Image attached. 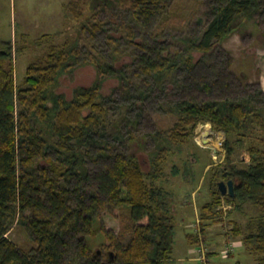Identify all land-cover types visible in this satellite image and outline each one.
<instances>
[{"label": "trees", "instance_id": "1", "mask_svg": "<svg viewBox=\"0 0 264 264\" xmlns=\"http://www.w3.org/2000/svg\"><path fill=\"white\" fill-rule=\"evenodd\" d=\"M80 1L65 5L80 23L77 38L51 46L28 66L20 86L16 49L12 41H0V264L170 261L173 204L152 183L163 175L174 147L206 123L226 136V166L217 182H233L234 196L227 201L233 210L251 204L260 212L244 229L232 223L231 235L241 237L256 264H264V91L250 90L244 79L232 76L230 53L219 46L226 35L264 14V0H206L205 26L183 35L160 25L173 0H82L85 14ZM259 40L264 47V33ZM196 52L202 53L197 61ZM125 58L129 61L121 63ZM83 65L95 69L92 85L75 88L70 99L58 93L60 77ZM108 78L118 86L105 96L101 89ZM236 80L247 91L234 98L162 100L169 83L209 92L219 82L226 90ZM151 102L174 123L164 132L140 133ZM246 142L249 162L238 167L232 158ZM134 144L146 153L148 172ZM217 182L202 207L200 232L206 219L217 218L224 199ZM113 208L128 210L125 244L101 226V215ZM16 224L33 243L28 253L7 237ZM98 234L116 253L103 261L89 243ZM196 236L188 235L192 241Z\"/></svg>", "mask_w": 264, "mask_h": 264}, {"label": "rangeland", "instance_id": "2", "mask_svg": "<svg viewBox=\"0 0 264 264\" xmlns=\"http://www.w3.org/2000/svg\"><path fill=\"white\" fill-rule=\"evenodd\" d=\"M71 1L0 0V41H12L16 49L14 76L17 86L22 84L28 66L41 59L51 46H61L66 41L77 38L80 23L70 13L68 15L65 9V5ZM79 3V9L85 14L83 1ZM166 18V21H159L166 32L172 31L183 35L198 31L205 26L207 19L206 0H173L167 10ZM262 33H264V14L257 15L254 21L244 23L240 30L229 33L219 44L221 49L230 53L232 63L229 71L232 76L236 75L244 79L243 83H247L250 90L260 88L264 91V47L259 40ZM101 37V35L98 37V42ZM201 56L202 53L196 52L195 61ZM218 59L223 60L224 55ZM126 61L129 59L125 58L121 63ZM95 78L96 72L91 65L77 67L71 76L65 74L60 77L57 92L70 99L75 88L89 87ZM236 82L237 80L226 90L221 85L222 82H219L209 92L193 87L187 89L182 86L174 87L169 83L166 87V96H163L162 100L165 102L190 98L201 101L221 99L225 96L234 98L247 91ZM117 86L116 79L108 78L102 85L101 93L108 96ZM158 107L156 102L145 105L140 133L164 132L173 125L174 118L166 116ZM225 139L223 131L213 130L208 123L199 124L193 131L192 138L182 145H177L173 153H169L163 166V175L152 183L165 190L173 204V252L170 261L165 264H198L195 261V249L200 242L197 233L211 252L207 264H256V257L247 253L244 247L238 246L241 245V237H233L230 232L232 223L236 222L244 229L251 218L259 217L260 212L251 204L244 205L240 210H233L232 204L227 201L228 195H224L217 211V218L206 219L204 231L201 233H199L201 224H199L200 229L197 226L205 200L211 198L215 183L221 179L222 167L226 166L225 158L213 156L219 140L225 142ZM248 145L249 142H246L244 146L236 149L232 158V163L236 166L244 167L249 162V154L246 151ZM133 148L137 150L138 156H142V168L148 172L150 165L146 153L140 150L137 144H134ZM207 165L209 168L205 171ZM128 215V210L125 208H113L104 212L100 218L103 230L113 234L120 244H125L129 239ZM220 216L221 222L217 221ZM205 228L209 229L205 230ZM225 229L229 233L227 242L231 241L236 245L230 255H225ZM188 235L196 236L192 247ZM208 235L212 238H206ZM102 236L98 234L96 239L90 237L89 243L92 252H98L103 261L109 255L114 256L116 253L110 241ZM7 237L24 253H28L33 247L27 231L21 225H14Z\"/></svg>", "mask_w": 264, "mask_h": 264}, {"label": "built area", "instance_id": "3", "mask_svg": "<svg viewBox=\"0 0 264 264\" xmlns=\"http://www.w3.org/2000/svg\"><path fill=\"white\" fill-rule=\"evenodd\" d=\"M213 156H214V158H217V157H223V159L225 158L224 142L222 140H219L216 150L214 149ZM199 224H200V221L197 224V226L200 229ZM199 233H201V232L199 231ZM199 235L200 234L197 233V236H198L200 242H199V245H197V247L195 249V253H196L195 261L198 264H207L208 260H209V258H208L209 250L207 248V245L204 244L202 237ZM235 246H236L235 244L230 243L227 246V248L225 249V255H229L230 253H233Z\"/></svg>", "mask_w": 264, "mask_h": 264}, {"label": "water", "instance_id": "4", "mask_svg": "<svg viewBox=\"0 0 264 264\" xmlns=\"http://www.w3.org/2000/svg\"><path fill=\"white\" fill-rule=\"evenodd\" d=\"M217 189L218 192H220L221 195H230L234 196V188H233V182L231 180L225 182V181H219L217 182Z\"/></svg>", "mask_w": 264, "mask_h": 264}, {"label": "crops", "instance_id": "5", "mask_svg": "<svg viewBox=\"0 0 264 264\" xmlns=\"http://www.w3.org/2000/svg\"><path fill=\"white\" fill-rule=\"evenodd\" d=\"M209 168V165H207L206 166V168H205V171L207 170ZM209 200L210 199H206L205 200V203H207V202H209ZM209 228H205V230H208ZM228 235V233H227V231H226V229H225V245H226V248H227V246L231 243V241H229V242H227L228 241V239H229V236H227ZM227 236V237H226ZM206 238H212V236L210 235H208V237H206ZM188 241H189V244H190V246L193 244V241H192V239H190L189 237H188ZM239 247L240 246H242L243 247V245H242V243H241V245H238ZM192 247V246H191Z\"/></svg>", "mask_w": 264, "mask_h": 264}]
</instances>
